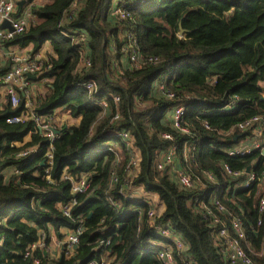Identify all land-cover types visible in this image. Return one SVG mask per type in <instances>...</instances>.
Instances as JSON below:
<instances>
[{"label":"trees","instance_id":"1","mask_svg":"<svg viewBox=\"0 0 264 264\" xmlns=\"http://www.w3.org/2000/svg\"><path fill=\"white\" fill-rule=\"evenodd\" d=\"M39 1L26 0L19 9L22 14L30 7L34 20L4 47L30 49L35 55L48 45L51 52L38 79L50 81L48 92L33 102V111L54 118L60 110L80 121L74 127H55L60 137L53 142L50 183L47 164L41 165L50 140L38 131L25 140L35 131L32 122L7 123L8 117L22 113L25 97L20 95L16 108L7 99L0 104V264H33V259L39 264H86L102 253L109 264H163L155 251L165 249L149 243L159 238L151 235L154 230L147 223V194L159 198L157 222L169 225L184 243L179 251L162 241L177 264H224L213 229L187 205L199 194L207 204L218 197L226 210L218 216L227 225L232 218L243 222L247 239L242 245L256 264H264L261 197L256 186L229 192L239 181L223 170L228 165L246 171L254 159L259 161L258 174L264 170L259 153L227 154L249 136V131L238 130L239 124L255 116L264 120V0H44L37 5ZM114 8L129 16H113ZM81 50L91 59L88 69L80 65ZM133 53L140 57L138 66L130 62ZM11 63L0 62V77ZM89 80L97 83V94L83 88ZM112 94L120 98L118 104ZM233 96L239 98L238 108L222 113ZM102 99L108 103L104 112L95 105ZM177 106L186 107V133L176 130L167 114ZM173 143L181 166L201 178L205 188L188 192L156 170L157 154ZM37 144L39 156L19 157ZM185 144L190 148L187 161ZM130 145L140 155L134 176L127 173ZM109 148L112 151H106ZM207 172L214 182L205 178ZM65 174L75 181L85 176L88 191L72 194ZM113 176L118 178L114 186ZM129 185L144 191L143 202L124 197L121 190L127 192ZM73 199L77 205L70 219L60 207ZM80 222L84 233L75 252L53 259L46 252L51 232L63 239L60 231H72ZM43 237L45 248L36 249L32 260L25 258Z\"/></svg>","mask_w":264,"mask_h":264},{"label":"built area","instance_id":"2","mask_svg":"<svg viewBox=\"0 0 264 264\" xmlns=\"http://www.w3.org/2000/svg\"><path fill=\"white\" fill-rule=\"evenodd\" d=\"M78 2H75L73 5V10H76ZM18 2L16 0H0V62H5L6 60H11V68L10 70L2 77H0V104L5 102V99L12 105L13 108H16L19 105L20 95L23 94L25 97V107L21 114L16 116H10L7 119V123L9 124H20L25 122H32L35 131L30 132L25 140H28L30 136L36 131L40 132L41 135H44L50 140L49 147L43 156V160L41 165L45 166L47 164V168L45 169V175L48 182H52L51 172L54 165V155H53V142L54 140L60 137V132L55 128L56 125L52 124L53 118L50 116H40L36 112L33 111V101L29 99V92L31 87L33 86V80L27 79V75L36 76L39 79V75L42 74L45 61L41 54L37 53L32 55L31 52L22 53L20 51L8 50L7 53L3 52L4 44L7 41L12 40L17 35L23 34L30 22L27 20V16L30 14L29 8L25 9L22 14H18ZM111 14L120 19H126L129 14L124 10L119 8H114L111 10ZM32 16V14H30ZM5 22H9L12 31L8 28H3V24ZM65 37H68L66 34ZM81 57V67L83 69H88L91 67V59L89 58L87 52L85 50L80 51ZM140 61V57L133 53L130 56V62L134 66H138ZM36 82H39L36 80ZM41 83V81H40ZM83 88L86 89L91 94L98 93V85L95 81L89 80L86 81L83 85ZM114 100L115 104H118L120 98L115 95H110ZM239 98L237 96H233L230 102L225 105L221 112L226 114H232L238 107ZM95 105L98 108H102L103 112L108 107V103L105 99L101 101L95 102ZM169 113V114H168ZM168 116L172 118L173 126L176 130H179L183 133L188 132L183 126V118L186 113V107L177 106L171 109L168 112ZM115 120L119 119L117 115ZM34 130V129H33ZM238 130L240 132L249 131V145L239 144L238 146L230 149L227 154L230 157L235 156H252L255 153H259L264 156V120L260 116H255L250 118L249 120L239 124ZM59 132V133H57ZM123 137L127 138L128 135L126 133L120 134ZM120 135H115L119 137ZM163 138L173 141V138L170 135H163ZM23 144V143H22ZM21 144V145H22ZM17 145H19L17 143ZM132 149L131 152V160L128 166L127 173L129 175H135L139 170L140 164V155L137 150L132 148V145L129 146ZM41 145H35L28 150H24L19 157L26 156H39L40 155ZM189 146L185 144L183 150L184 160L187 161L189 158ZM112 151V148L107 149L106 151ZM258 159H254L252 164L246 171H234L228 165H224L223 170L224 174L232 178L233 181H239L233 187H229L228 191L232 190L233 192L241 189H252L256 186L257 196L261 197L258 205V210L260 214L264 213V170H262L259 175L257 172ZM157 168L159 172H165L169 174L171 178L174 179L176 184L188 191V192H197L198 189L205 188L204 182L201 178L193 176L189 171H187L180 164V159L178 157V150L176 145L173 143L164 152L163 158L161 161L157 162ZM249 169V171H248ZM63 178L70 179L72 182V194H83L86 193L89 189V182L85 176L80 178L79 180H73L68 177L66 174ZM205 178L211 182H214V176L207 172L205 173ZM118 178L113 176L111 185H117ZM130 188V185L127 186ZM133 187V186H131ZM137 191H134V190ZM133 190V191H132ZM124 197L130 202H143V197H145V193L142 189H137L133 187L130 191L124 192ZM150 195V194H149ZM195 195L188 200V207L193 210V212L202 215L209 228L213 229V240L215 242L216 247L219 250V254L221 256L224 264H256L253 259L249 256V254L245 251L243 247V243L246 241L247 233L246 229L243 226V222L240 219L232 218L230 221V226L227 225L218 215H225L226 210L220 204L218 197L214 196L211 198L209 203L207 204L204 201L203 196ZM148 196V194H147ZM150 209L147 215V223L150 228L154 231L151 233L152 236L159 239L151 240L149 243L158 245L161 248H164V251H155L157 253L156 258L161 260L163 264H177L175 261L174 254L172 249L167 245V243H163L162 241H166L168 243H173L177 246L179 251L184 249L183 241L178 238L173 229L169 225H160L156 218L158 214V210L156 209V204L159 202V198L155 194L150 195ZM77 205V200L73 199L66 206H61V212L67 218H72V208ZM216 211L214 212V210ZM261 222L259 223V226ZM84 233L83 223L80 222L79 225L72 231H69L63 244H61V250L63 248L62 253L64 252L66 256L70 257L77 249L81 236ZM44 237L39 240L37 243L33 244L27 251L25 258L33 259V253L38 248H45L44 246ZM105 242L103 241L102 244ZM110 240H107L105 245H108ZM98 251V250H97ZM50 254V251L47 248L46 251ZM186 263V262H185ZM33 264H39L38 259H33ZM86 264H109L108 258L105 253L97 255V257L90 259L86 262ZM187 264H196L195 262H190Z\"/></svg>","mask_w":264,"mask_h":264},{"label":"rangeland","instance_id":"3","mask_svg":"<svg viewBox=\"0 0 264 264\" xmlns=\"http://www.w3.org/2000/svg\"><path fill=\"white\" fill-rule=\"evenodd\" d=\"M36 4L38 5L39 2H37ZM31 6H32V5H31ZM27 8H29V11L31 10L30 7H27ZM27 8H26V9H27ZM19 9H20V8H19ZM19 9H18V11H19ZM30 14H31V12H30ZM30 14L27 16V20H28L29 22H31V21L34 20V18H33ZM182 35H183V34H182ZM182 35H180V36L182 37ZM47 46H48V45H47ZM47 46H45V47L42 49V51L39 52V54H41V56L43 57L44 61L47 60V56H48V54L51 52V50H50V51H49V50H46V52H45V49L47 48ZM48 82H50V81L45 80V81H41V83L38 82V83L33 84V86H32L31 89H30V92H29V94H28L29 99H30L31 101L34 102V101L37 99V97H38L39 95L42 96V95L46 94V93L48 92V85H49ZM87 101L89 102V99H87ZM168 114H169V113H168ZM52 124H55L56 127H62L63 125L66 126V127H74V126H76V125L78 124V120L72 118L68 113L59 110V111H57V113L54 115V118H53ZM157 162H159V159L156 160V170H158V168H157ZM132 188H133V187L130 186L129 191H130ZM132 191H133V190H132ZM134 191H137V190L135 189ZM148 196L150 197V195H148ZM51 233H52V234H51V241H50L51 244H49L48 250H49L51 253H52L53 250H54V252H55L56 254H55V256L52 254V256H53L54 259H58V258L60 257V253H59L58 251H60V250H59V246H57V245L59 244V242H60L61 239L58 238V236H59L58 233H55L54 231H52ZM60 233H62V234L64 235V234L67 233V231H66L65 229H62V230L60 231ZM60 233H59V234H60ZM64 240H65V237H64V239L62 240V242H63ZM55 244H57V245H55ZM51 248H52V249H51ZM61 251H62V250H61ZM260 256H261V255H260Z\"/></svg>","mask_w":264,"mask_h":264},{"label":"crops","instance_id":"4","mask_svg":"<svg viewBox=\"0 0 264 264\" xmlns=\"http://www.w3.org/2000/svg\"><path fill=\"white\" fill-rule=\"evenodd\" d=\"M16 1H17V2H20V1H24V0H16ZM25 1H26V0H25ZM42 1H44V0H42ZM42 1H39V4H40ZM8 50L20 51V52H22V53L30 52V49H27V50H20V49H16V48H14V47H4V48H3V52H4V53H7ZM46 50H49V51H50V47L47 46V48L45 49V52H46ZM33 83L35 84V83H38V82L34 81ZM76 120H78V123H79L80 119H76ZM240 144L249 145V136H247V138H246L244 141L240 142ZM163 155H164V153L159 152V153L157 154V159H159V161H161V159L163 158ZM157 159H156V160H157ZM172 179H173V178H172ZM173 181H174V179H173ZM146 197H147V196H146ZM145 201H146V200H145ZM159 210H160V211L164 210V207L162 206L161 209H159ZM67 234H68V231H67L66 234H64V237H65V238H66ZM64 237H63V239H64ZM58 238H59V236H58ZM63 239L60 240V242H59L58 245L55 244V245L59 246V250H60V251H58V252H59L60 254L62 253V251H61V246H60V245L63 244V242H62ZM51 249H52V248H51ZM52 254L55 256L56 253L54 252V250H53L52 253L50 252V256L53 258ZM53 259H54V258H53Z\"/></svg>","mask_w":264,"mask_h":264},{"label":"water","instance_id":"5","mask_svg":"<svg viewBox=\"0 0 264 264\" xmlns=\"http://www.w3.org/2000/svg\"><path fill=\"white\" fill-rule=\"evenodd\" d=\"M25 3H26L25 0H24V1H20V2H18V6H19V8L22 9L23 6L25 5ZM3 28H8V29H10V30L12 31V28L10 27L9 22H5V23L3 24ZM184 32H185V31H184V30L182 29V27L180 26V35H182ZM27 79H29V80H33V81H36V80H38V77H36V76H32V75H27ZM57 133H59V132H57ZM248 171H249V169H248ZM62 251H63V248H62Z\"/></svg>","mask_w":264,"mask_h":264}]
</instances>
